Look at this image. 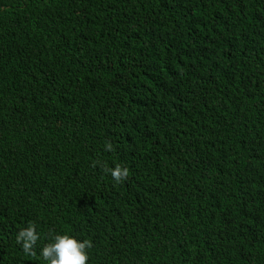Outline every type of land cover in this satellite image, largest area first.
<instances>
[{
  "label": "trees",
  "instance_id": "trees-1",
  "mask_svg": "<svg viewBox=\"0 0 264 264\" xmlns=\"http://www.w3.org/2000/svg\"><path fill=\"white\" fill-rule=\"evenodd\" d=\"M65 233L87 264H264V0H0V264Z\"/></svg>",
  "mask_w": 264,
  "mask_h": 264
},
{
  "label": "clouds",
  "instance_id": "clouds-1",
  "mask_svg": "<svg viewBox=\"0 0 264 264\" xmlns=\"http://www.w3.org/2000/svg\"><path fill=\"white\" fill-rule=\"evenodd\" d=\"M126 175L127 169L116 167L111 170V176L116 182L121 181ZM38 239L36 229L31 224L22 228L16 235V242L28 255L31 254ZM89 247L91 243L88 240H80L67 233L53 234L50 242L40 249V256L46 264H87L86 249Z\"/></svg>",
  "mask_w": 264,
  "mask_h": 264
}]
</instances>
